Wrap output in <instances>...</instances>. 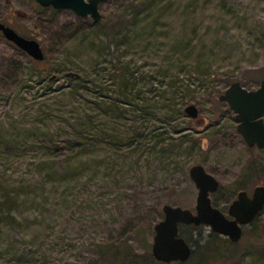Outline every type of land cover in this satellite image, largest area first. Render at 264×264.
Instances as JSON below:
<instances>
[{
  "label": "rangeland",
  "instance_id": "rangeland-1",
  "mask_svg": "<svg viewBox=\"0 0 264 264\" xmlns=\"http://www.w3.org/2000/svg\"><path fill=\"white\" fill-rule=\"evenodd\" d=\"M99 9L94 21L0 0V21L44 50L34 66L0 31V264H264V209L236 241L186 226V260L147 258L163 203L194 209V163L219 180L211 197L221 208L264 183V148L245 142L219 99L231 81L253 88L264 77V0H102ZM123 69L133 73L126 84ZM187 87L195 97L184 101ZM190 102L202 121L185 113ZM123 245L130 256L105 253Z\"/></svg>",
  "mask_w": 264,
  "mask_h": 264
},
{
  "label": "water",
  "instance_id": "water-1",
  "mask_svg": "<svg viewBox=\"0 0 264 264\" xmlns=\"http://www.w3.org/2000/svg\"><path fill=\"white\" fill-rule=\"evenodd\" d=\"M43 6L68 8L76 14L91 16L94 21L102 17L99 4L102 0H36ZM3 36L25 51L36 60H43L44 50L34 37L19 33L11 25L0 21ZM66 75L78 76L75 70L66 71ZM219 99L228 103L235 112L236 129L248 145L264 148V77L253 88H247L239 80L232 81L219 94ZM187 115L202 121L199 108L194 102L184 106ZM189 175L197 187L194 209L179 204L165 202L162 205L163 216L154 223L152 256L163 262L184 261L193 246L179 232V224H207L212 231L227 236L231 241L238 240L242 235V224L249 223L264 205V184L254 187L252 195L246 190L237 192V197L228 204V217L222 209L212 203L210 192L219 186V180L209 172L203 164L194 163L189 168Z\"/></svg>",
  "mask_w": 264,
  "mask_h": 264
},
{
  "label": "trees",
  "instance_id": "trees-1",
  "mask_svg": "<svg viewBox=\"0 0 264 264\" xmlns=\"http://www.w3.org/2000/svg\"><path fill=\"white\" fill-rule=\"evenodd\" d=\"M31 58V61L33 62V65L34 66H37L38 67V65L37 64H39V62H41L42 60H36V59H34V58H32V57H30ZM41 71H48L47 70V68H44V67H40L39 68ZM61 72H64V74L66 75V71L67 70H69V67H64V66H62L61 68ZM121 73V75H122V77H121V81H124L125 80V82H123V83H125L126 84V78H128V80L130 79L128 76H129V74L130 75H132L133 73H132V71H130V70H126V69H123V71L122 72H120ZM210 72H206V73H204V74H202L201 75V77L203 76V75H207V74H209ZM70 77H72V76H70ZM72 78H74V79H76V80H78V81H80V80H83L85 77H84V74H81L80 72H79V75L78 76H74V77H72ZM175 80H173V82H170L169 83V86H174L175 85V82H174ZM226 82H230V80H229V78H227L226 79ZM232 82V81H231ZM242 84V83H241ZM242 85H244V84H242ZM180 86L181 85H178L177 87L178 88H180ZM245 86V85H244ZM182 87V86H181ZM248 88V87H247ZM217 90H219V89H217ZM190 92V90L188 89V87H187V89L184 91V96H185V98H184V101H186V100H191V99H193L195 96H194V94L192 93H189ZM125 94V93H124ZM126 95V94H125ZM126 98H127V96H126ZM162 109H164L165 110V113H166V120L165 121H170V119L172 118V116H173V114H171L170 112H171V110H170V108L169 107H165V106H163L162 107ZM178 129H181V128H179V127H177V126H174L173 128H172V130L173 131H177ZM164 131H167V130H164ZM162 133V132H161ZM182 137H184V134H181V136H178V137H174V136H168V137H166V138H162L161 140H163L164 141V139H166L168 142V144H172V141H169V139H174V138H176V139H180V141H178V142H184L183 140H182ZM132 139H133V137H132V135L128 138V140H126L127 141V143H132ZM156 144V143H155ZM155 144L153 145V146H155ZM174 145H175V142H174ZM163 148L164 147H162L160 150H163ZM213 202V204H215V205H218L214 200L212 201ZM186 226H192V227H197L198 225H195V224H193V223H188V224H184V223H180L179 224V232H180V234H181V231H182V229L184 228V227H186ZM199 226H201V224H199ZM216 234V233H215ZM186 238V237H185ZM187 239V238H186ZM228 240L230 241V242H232L229 238H228ZM107 249V248H106ZM99 252H101V250H99ZM107 252H109L110 254H113V255H117L118 257L119 256H121V257H127L128 255L130 256L131 255V252H130V249H129V247H127L126 245H123V247H117V248H114V249H112V252H110V250H106V252L105 253H107ZM130 252V253H129ZM148 252V259H152V260H154L155 261V258L152 256V254H151V252L150 251H147ZM99 254H101V253H99ZM134 259V262L132 263V264H138V263H140L141 261H140V259H138V258H133ZM146 264V263H145Z\"/></svg>",
  "mask_w": 264,
  "mask_h": 264
},
{
  "label": "flooded vegetation",
  "instance_id": "flooded-vegetation-1",
  "mask_svg": "<svg viewBox=\"0 0 264 264\" xmlns=\"http://www.w3.org/2000/svg\"><path fill=\"white\" fill-rule=\"evenodd\" d=\"M16 12V11H15ZM15 12H13V13H15ZM75 14H76V12H75ZM263 121H264V115H263ZM255 145V144H254ZM254 145H251V146H254ZM257 146V145H256ZM258 147V146H257ZM260 148V147H259ZM259 184H264V183H259ZM256 185H258V184H256ZM255 185V186H256ZM254 186V187H255ZM219 187V186H218ZM242 189H244V190H246V192H247V194L249 195V196H251L252 195V192H253V190L251 191V193H249L248 192V190L247 189H245V188H239L237 191H236V193H235V196L231 199V201L234 199V198H236L237 197V192L239 191V190H242ZM254 189V188H253ZM215 191V190H214ZM214 191H211L209 194H210V198H211V200L213 201V199H212V197H211V195H212V193L214 192ZM230 201V202H231ZM229 202V203H230ZM213 203V202H212ZM228 203V204H229ZM215 205V204H214ZM217 206V205H216ZM220 209H222V211H224V213L228 216V217H232V216H230L229 214H228V206H227V208H221L220 206H218ZM264 209V205H263V207H262V209L256 214V216L258 215V214H260V212H262V210ZM256 216L252 219V221L256 218ZM252 221H250V222H252ZM249 222V223H250ZM245 224H248V223H245ZM243 225L244 224H242V230H243ZM243 232V231H242ZM161 262H163V261H161Z\"/></svg>",
  "mask_w": 264,
  "mask_h": 264
}]
</instances>
